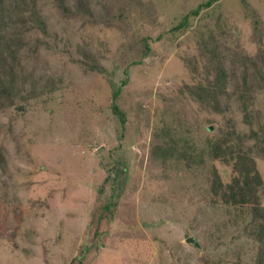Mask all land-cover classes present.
Masks as SVG:
<instances>
[{"label":"rangeland","instance_id":"rangeland-1","mask_svg":"<svg viewBox=\"0 0 264 264\" xmlns=\"http://www.w3.org/2000/svg\"><path fill=\"white\" fill-rule=\"evenodd\" d=\"M206 1L0 0V264H264L251 215L211 190L235 172L226 138L264 204V0L176 29Z\"/></svg>","mask_w":264,"mask_h":264},{"label":"trees","instance_id":"trees-1","mask_svg":"<svg viewBox=\"0 0 264 264\" xmlns=\"http://www.w3.org/2000/svg\"><path fill=\"white\" fill-rule=\"evenodd\" d=\"M219 0H207L203 4L199 5L198 8L193 9L188 15H186L181 22L176 26L177 30L182 27L189 26L190 20L189 17L193 14L197 15L203 9H207L211 7L215 2ZM41 21V20H40ZM42 24H44L42 20ZM206 49H208L211 53H216L217 51L214 49H209L208 44H205ZM150 50L149 44L146 43V52ZM222 76L224 72L222 71ZM123 83H126V79H123ZM11 84H9L5 79L0 76V102L3 100L5 96H9L11 94ZM113 86V102L111 104V109L115 116L119 119L122 126L125 125L126 122V112L120 107L117 102L122 90L123 86L118 85L112 82ZM218 89L220 86L216 84ZM204 90L207 94L209 92L208 89L203 86H199V91L196 93L200 94V91ZM5 95V96H4ZM201 96V94H200ZM243 100V107L246 111H248V104L244 101L245 95H241ZM249 112H247L246 117H249ZM249 119V118H248ZM251 120V118H250ZM264 134V124L260 126L259 130H252V135L258 139L260 138V134ZM231 138V137H230ZM212 146V155L215 158H220L225 161H229V159H234V170L235 172L231 174V178L226 180L223 176V172H219L216 168L213 171L212 176V198L213 204H221L224 203L228 206H232L235 208V211L238 213L247 212L251 215V220L247 223V230L249 235L253 236L260 244V253L261 256L264 255V204L261 203L260 196L258 194L259 187L263 183L260 172L256 168L255 159L252 158L245 152H236L235 148L232 144H227V139L217 138L211 141ZM3 160L2 153L0 154V161ZM233 172V171H232ZM1 222H0V233H1ZM263 254V255H262ZM83 253L79 254L76 257V260L79 264L82 263L84 259ZM74 264V263H72Z\"/></svg>","mask_w":264,"mask_h":264},{"label":"water","instance_id":"water-1","mask_svg":"<svg viewBox=\"0 0 264 264\" xmlns=\"http://www.w3.org/2000/svg\"><path fill=\"white\" fill-rule=\"evenodd\" d=\"M187 241L193 243L195 246L200 247V243H199L198 240H197L195 237H193V236L189 237V238L187 239Z\"/></svg>","mask_w":264,"mask_h":264}]
</instances>
